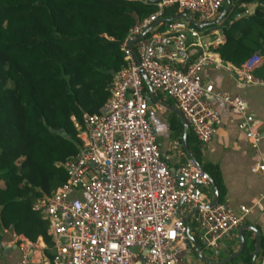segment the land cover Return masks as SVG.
I'll list each match as a JSON object with an SVG mask.
<instances>
[{"label": "built area", "instance_id": "1", "mask_svg": "<svg viewBox=\"0 0 264 264\" xmlns=\"http://www.w3.org/2000/svg\"><path fill=\"white\" fill-rule=\"evenodd\" d=\"M223 2L154 0L155 9L129 29L119 45L124 65L112 73L105 101L80 121L71 117L78 149L58 163L64 181L31 203L46 222L50 244L10 231L19 248L13 264H197L219 255L222 240L251 207L210 205L209 178L179 138L166 145L176 162L168 165L150 122L161 104L148 101L155 94L168 98L200 145L215 134L220 114L212 103L220 102L239 116L236 127L254 145L255 170L264 176L254 116L239 95L201 77L212 65L239 85H264L252 74L261 55L235 66L214 51L224 35L209 24L219 22ZM167 6L177 15L164 21ZM254 264H264V257Z\"/></svg>", "mask_w": 264, "mask_h": 264}, {"label": "trees", "instance_id": "2", "mask_svg": "<svg viewBox=\"0 0 264 264\" xmlns=\"http://www.w3.org/2000/svg\"><path fill=\"white\" fill-rule=\"evenodd\" d=\"M226 1L219 22L209 24L224 35L214 51L235 66L261 55L252 74L264 79V0ZM240 4H253L254 10ZM154 9V0H0L1 228L31 241L41 236L50 244L46 222L31 203L64 181L58 163L78 149L71 117L80 121L83 113L98 111L111 71L124 65L120 43ZM176 15L174 6H167L162 19ZM174 118L171 114L168 122L176 132L181 124ZM185 142L220 201L224 187L218 167L200 161V144L189 130ZM252 243L244 238L232 264L251 263ZM258 247L264 255L263 235Z\"/></svg>", "mask_w": 264, "mask_h": 264}, {"label": "crops", "instance_id": "3", "mask_svg": "<svg viewBox=\"0 0 264 264\" xmlns=\"http://www.w3.org/2000/svg\"><path fill=\"white\" fill-rule=\"evenodd\" d=\"M216 54L219 57L218 53ZM225 71L227 73L220 71V68L207 65L202 68L201 77L204 81L210 82L215 89L229 95H239L243 99L247 110L257 121V127L261 133L257 148L260 154H264V85H239L233 74L227 70ZM149 102L151 104H161L150 122L163 158L170 167L174 168L176 165L175 159L169 156L166 145L170 139L179 138L181 142L184 141V145L188 150L189 148L185 142L187 129H184L181 118L167 108H174L168 98L155 94L150 97ZM212 104L219 111L220 123L212 138L207 143L199 145V159L201 162H209L218 167L224 187V193L220 201L227 202L233 209H237L239 205H245L251 207V209L245 215L243 222L224 237L222 240L223 247L219 255L209 262L202 260V264H232L231 260L240 252L244 238L246 243L253 242L255 250V233L257 237L258 235L264 236V176L258 174L255 170L258 156L254 155V145L236 127L239 116L229 113L220 102H213ZM157 113H159L158 116H156ZM171 114L174 115V120L181 124V129L176 132L170 128L168 122ZM161 122H165L164 130L162 126L159 127ZM192 139L188 144L190 148L194 144ZM204 192L206 197L212 201L215 193L213 187L208 184ZM217 201H219L218 198ZM254 250L251 251V259ZM18 256L17 241L12 238L10 230L1 231L0 264H13ZM260 257H264V255L259 253L258 247L254 262Z\"/></svg>", "mask_w": 264, "mask_h": 264}, {"label": "water", "instance_id": "4", "mask_svg": "<svg viewBox=\"0 0 264 264\" xmlns=\"http://www.w3.org/2000/svg\"><path fill=\"white\" fill-rule=\"evenodd\" d=\"M254 10V7H252L251 8V10L249 11V12H252ZM111 73H113V71H111ZM149 102V101H148ZM168 109H170L171 111H173L175 114H177L180 118H181V120H182V122H183V125H184V129H186V123H185V121H184V119L182 118V116H181V113L178 111V110H176V109H174V108H172V107H167ZM182 145H183V147H184V149L187 151V153H188V150H187V148L185 147V145H184V141H182ZM217 201V194H216V192L214 193V198H213V200L211 201V203H210V205H212L214 202H216ZM240 230V229H239ZM240 248H241V244H240ZM240 248H239V250H240ZM258 250V237H257V234L255 233V250H254V252H253V257H252V259H251V264H253L254 263V256H255V253H256V251ZM232 256H235V255H232Z\"/></svg>", "mask_w": 264, "mask_h": 264}, {"label": "rangeland", "instance_id": "5", "mask_svg": "<svg viewBox=\"0 0 264 264\" xmlns=\"http://www.w3.org/2000/svg\"><path fill=\"white\" fill-rule=\"evenodd\" d=\"M226 0H224V2H223V12L227 9V7H228V4H226ZM254 5L253 4H240V7H243L245 10H247V11H249L252 7H253ZM220 71H223V72H226L225 70H224V68H220ZM227 73V72H226ZM159 115V113H157V115L156 116H158ZM160 126H162V128H163V130H164V128H165V122H161V125H159V127ZM165 130H167V129H165ZM203 262H202V260L200 259V258H197V264H202Z\"/></svg>", "mask_w": 264, "mask_h": 264}]
</instances>
